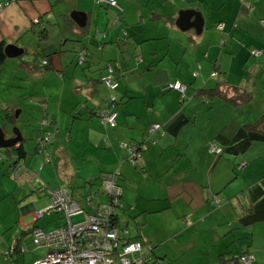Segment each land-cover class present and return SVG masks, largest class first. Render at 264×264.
I'll return each mask as SVG.
<instances>
[{"label":"crops","instance_id":"1","mask_svg":"<svg viewBox=\"0 0 264 264\" xmlns=\"http://www.w3.org/2000/svg\"><path fill=\"white\" fill-rule=\"evenodd\" d=\"M45 1L46 3L44 2L39 6L41 11L32 7V10L36 11L31 18L35 20V16H39L40 12H43L44 17L39 18V21L52 25L49 21L50 18H47L48 15L52 14V20L57 26L56 31L61 34L57 35L58 41L61 43H58L59 46L52 52L46 53L43 58L39 60L35 58V63L41 65L35 72H32L34 66L30 62L33 58L23 61L24 68L29 74L35 75L41 68L45 69L44 73L41 74L43 90H41L42 94L37 102L42 108L39 127L40 130L46 132L40 134L37 139L46 134L50 135L45 146L49 159L46 160L44 153H41V156L49 165L56 184L55 187L58 185L66 187L73 200L79 204V200H83V198L82 193L78 192L77 189L82 188L83 179H88V190L96 194L94 202H105L100 196L102 194L100 175L117 171L120 174L118 184L121 189V198V185L127 181L124 177L125 168L128 167L125 161L129 162V158L126 157L128 152L120 146V143H133L135 146L137 144L135 160L145 164L147 159L145 165L148 169L152 158L153 165H151L150 170H146L150 174L157 170L155 175L160 178L155 182L159 186V192L151 194L150 186H148V191L144 195L145 199L149 198L148 210L143 209V205L141 210H146L147 213L171 210L174 218L179 212L181 213L178 217L180 224L175 225L171 232H169L168 227L162 226L153 230V233L149 232L145 235L143 231L145 228L140 227L136 237H144L154 258L163 260L168 258L169 262L174 264H217L220 254H222L220 257L227 259L237 254L241 248L243 249L241 245H237L238 251L235 252L231 244H240L245 234H248L250 240L245 250L252 255V263L261 264L264 262V223L242 227L237 222L240 210L247 202L245 190L264 176V166L256 170L252 169L249 174H246L245 182L240 181L239 184L234 185L233 192L229 189L226 193V196L232 194L228 197L227 203L233 205V210L231 208L227 210V203L224 205L221 202L222 197H218L220 202L218 206H214V209L220 208L223 216L219 215V219L215 223H212L211 218L205 217L207 214L211 216L218 213L217 211L211 213L210 209L213 207H209L211 191L208 188V183L210 184L209 172L212 166L219 161V158L223 159L221 163L227 168V174L231 175L232 173L236 177L241 174L240 172L248 170L256 159H264V142L260 141L251 142L243 153L234 155L213 154L208 149L209 143L214 142L213 135L224 124L231 120L241 123L244 120L241 118L248 116L250 107L239 110L238 115L237 109L243 104L249 105L252 95L255 94V88L259 85L260 88L264 89V82H262V80L264 81L262 79L264 78V0H115L117 7H113L116 16L115 22L112 23L113 31L106 29L101 36L107 40L110 32L111 38L118 40L121 31L124 32L122 40L125 42L122 52L125 54H121L115 60L110 61L114 67V76L117 82V87L113 90H117L119 87V77H122L124 81L123 91H119L117 98L114 97L117 100L115 106L113 105L116 114L114 125L111 127L98 116L100 109L110 108L111 99L106 97L109 89L105 87L104 91L99 87V84L103 86L99 77L105 73L107 63L104 67L98 66L99 63L96 59L99 57H97L96 51H89L88 44L83 45V36H90L92 28H94L95 38L98 42L95 47L102 48V39L97 30L99 28L97 20L94 23L93 20H88L95 9L94 6H88L89 12L84 9L77 10L84 13L83 24L85 25H77L71 19L77 25L76 27L66 24L65 18L61 17L65 15L64 11L53 13V5L50 4L49 0ZM80 1L81 7L87 6V2H89V0ZM92 3H94L93 0ZM65 4L68 5V8L77 9L73 8L74 5L71 0ZM6 9L8 8L0 9V22L5 19L2 16L5 15ZM94 12L98 18L99 9L96 8ZM56 16L58 17L56 18ZM195 16H197V20H201L199 27H195L193 23ZM179 18H184L181 22L186 20L183 27L178 24ZM57 19L62 23V28L58 27ZM198 28L199 31H197ZM45 29L47 39L48 30ZM30 30L33 31V26L30 27ZM14 31H17V26ZM70 35L81 45L78 51L60 48L61 45L65 44L66 37ZM0 40L5 46V39ZM21 49L22 52L18 54L19 57L26 53L24 48L21 47ZM83 50H85L84 59L80 62L78 56L83 53ZM61 51L65 52L68 63H64L60 55ZM51 54L58 55L57 58L54 57L55 65H49L52 59L49 57ZM75 54L77 64L80 65L79 73H75L76 67L69 69ZM114 57H116V53ZM133 57L134 60H132ZM43 60L46 64H41ZM58 68L61 69V73L55 75L59 72ZM212 72H215V75L211 76ZM128 74L130 76L127 79L125 76ZM254 75L256 76L251 79ZM134 77L137 78V85L135 84L137 95L128 96L127 87L130 86L129 84ZM46 78L56 82L52 90H46ZM175 80L185 85L184 97L179 101V104L176 102L177 92L164 88ZM217 84H220L223 90L229 93L245 90L251 93V98L245 103L234 105L220 98H211L207 102L204 98L195 95L198 89L212 88ZM122 98L140 101L141 108H137V110L128 108L127 104L131 100L123 101ZM255 105H257V109L254 111V118L264 111V100H255ZM4 108L6 119L14 123L15 116L8 111L9 108L11 111L14 108L0 105V110ZM200 111L201 118L206 120L203 127L196 129L201 134L200 146L206 154L200 171L201 174L199 168L189 162L186 166L183 163L180 170L174 166L177 158L180 155H185V147H188L192 140L193 132L189 131L190 127L184 126L192 121L194 115L195 124ZM204 112L206 114H203ZM132 119L134 122H131ZM245 120L247 121V119ZM212 121L214 123L211 125ZM154 123L160 125L162 133L154 131L150 135L146 131L147 137L144 139L147 126ZM0 129L4 138L15 136L13 133L7 134L1 126ZM17 135L19 140L12 145H20L22 154H16L11 147L12 145L5 147L4 155L0 154V161L9 162L12 167L17 164L16 172L21 161L27 167L30 165L25 163L27 148L18 130ZM147 138L150 139V143L147 142ZM152 140H154L153 143ZM147 143L149 147H147ZM37 150L39 151V149ZM209 152L213 154V157L207 160ZM148 155L150 156L147 157ZM241 161L245 163L239 170H236L235 167ZM158 162L159 167L157 168ZM208 165L209 167H207ZM42 167L43 164L40 169ZM117 167L118 169H116ZM169 168L173 169L170 170ZM183 168L185 170L182 172ZM8 170L9 166L3 174H7ZM77 174L78 176H76ZM199 175L203 178L200 179ZM27 178L28 176H22L21 179ZM164 178L167 180L162 185L161 180ZM26 182L31 184L34 180L31 178ZM44 185L49 190L48 183ZM138 186L139 184L135 187L136 193L140 187ZM82 189L85 190V188ZM98 189L101 190L97 191ZM4 191L11 193V189L5 186ZM215 194L218 193L214 192L213 196ZM162 201L163 204L161 205ZM19 204L21 214L23 216L31 215L32 219L26 224H22L19 217L5 225L6 218L0 222V230L3 229L4 233L0 237V243H2L0 246V264H30L46 251L44 247H36L38 248L36 250L33 247L34 251L30 256L24 254L29 249L19 239L21 235L17 236V228L11 229L12 225H20L22 230L19 234L31 232L35 228L43 231L52 228L44 229L45 224L42 227L36 225L39 218L34 219L33 212L36 209H34L35 205L32 201H24ZM199 212L202 213L199 214ZM190 218L193 219L192 223ZM49 221L50 219L45 223ZM116 221L118 224V217H116ZM196 221L199 223V228L194 224ZM7 230L10 233L5 234ZM159 233L168 235H157ZM255 235L261 238V242L256 245L253 244L254 238H252ZM140 240L142 241V238ZM166 240H169L168 244L173 251L162 250V254L155 253L154 247L161 245ZM11 242H15L17 247L25 248V251L20 252L16 249L11 254L6 252L8 256H14V258L8 259L3 257L2 253L5 246ZM14 253L21 257L19 258Z\"/></svg>","mask_w":264,"mask_h":264},{"label":"rangeland","instance_id":"2","mask_svg":"<svg viewBox=\"0 0 264 264\" xmlns=\"http://www.w3.org/2000/svg\"><path fill=\"white\" fill-rule=\"evenodd\" d=\"M7 2L2 8H8L4 11L5 15L2 16V21L0 22V39H5L6 44L9 45H15L17 49L24 48L26 53L17 56H6L3 60L2 63H0V105H4L7 107H12L14 108L11 111V108L8 109V111L11 114H14L15 120L14 123L8 121L6 118L3 117L4 111L0 110V126L4 128L5 132L7 134H12L14 133L15 130H18L19 134L21 133L23 137V143L25 144V147L27 148L26 154H25V163H29L28 167L21 161L20 164L22 165L20 169L17 170L15 173V177H12V173L14 169H16V165L13 168L10 166L9 162H6L4 160L0 161V222H3V219L6 218V221L4 222V225L9 222L13 221L16 219V217H19V221L22 224H26L27 222L31 221V215H26L23 216L20 211V204L22 202H33V205H35L36 210L43 209L46 207L47 202H48V195L46 194L47 188H45V183H48V188L53 189L56 184L54 182L53 174L51 173L49 169V165L46 163V161L42 158L41 153L45 154V157L47 156V149L45 146L47 143L44 145V149L40 152L37 149L38 144H37V137L40 134H45L46 131L40 130L39 127V119L41 118L42 115V108L41 105L37 102L40 99V95L42 94L41 90H43V84L41 81V74L44 73L45 69L41 68L38 72V74H29V72L24 68V61L30 58H37L38 60L43 58L46 53H50L53 51V49H56L58 43H61L58 41L57 35H61L60 33H57L56 31V24L52 20L53 16L52 14L48 15L47 18H50V23L52 25H48L47 22H41L35 24L33 23L34 18H31L32 15H35L36 10H32V7H36V9H40L39 6L41 4L46 3L45 0H0V4H3ZM50 4H52V12L55 13L56 11L58 12H63L64 14L70 15V12L72 11H77L79 9H84L86 12H89L90 8L88 7L89 5L94 6V8L99 9V15L98 18H96L95 15V9L92 11V14L89 16L88 20L91 21L93 20V23L97 20V24L99 28H97L99 33V36L103 35L104 31L106 29H109L111 32L113 31L112 28V23L115 22L116 16H115V9L111 6L105 7L103 4L99 3H92V0H89L87 2V6L81 7L80 5V0L77 2L76 0H71V3L74 5L73 8H77L76 10L72 8H68V5L65 3H68L69 0H49ZM55 3H58V5H55ZM3 13V12H2ZM33 13V14H32ZM39 17H44V13L40 12ZM36 17V16H35ZM58 16H56L57 18ZM70 17V16H69ZM92 17V18H90ZM58 27L62 28L63 25L58 20ZM66 21V19H65ZM64 22V21H62ZM69 22L68 20L66 23ZM65 23V22H64ZM17 26V31H14V28ZM33 26V31L30 30V27ZM44 26L48 30V37L46 40H43L38 44L36 41L35 37V32L39 31L40 28ZM86 28V27H85ZM56 31V32H55ZM95 29L92 28L91 35H84V43L83 45H89L88 47L90 48L89 51H96L97 57L99 59H96L97 62L99 63L98 66L104 67L107 62H110L111 60H115L117 57H119L121 54H125L123 47V40H122V34L124 32L121 31V36L119 37L118 40L112 39L110 36V32L107 36V40L102 39V48L98 49L95 46L98 45V42L95 38ZM62 40V39H61ZM1 41V40H0ZM113 41V42H112ZM128 46V45H127ZM81 45L79 42H76L75 39L72 37V35L66 37V42L65 44L61 45L62 48H67L69 50H75L78 51L80 49ZM59 48V49H60ZM85 51V50H84ZM76 53V52H75ZM116 53V57H114V54ZM62 59L64 60V63H68L65 58V52L61 51ZM59 55V56H60ZM71 55H73L71 53ZM88 55V53H87ZM49 57H52L49 65H55V60L54 57H58L57 54H51ZM131 57V56H130ZM139 58V57H138ZM137 58V59H138ZM107 59H109L107 61ZM135 58L133 57L132 60ZM112 63V62H110ZM73 67H76L75 73H79L80 70V65L77 64V56L75 54V58L73 59L72 63L69 65V69L71 70ZM84 68V66H81ZM60 68V67H59ZM59 72L55 73L60 74L61 69H59ZM140 71H141V66H140ZM91 72V69H90ZM89 72V73H90ZM86 73V72H85ZM215 74V72H214ZM129 74L125 76V78H129ZM256 75H254L251 79H253ZM69 77V76H68ZM264 79V78H262ZM46 83L45 87L46 90H52L54 85H56V82L50 81L48 78L45 79ZM128 82V81H127ZM262 82H264L262 80ZM118 83L119 87L117 90L109 91L107 90L106 97H118L120 92L123 91L124 88V81L122 77L118 78ZM135 84L137 85V78L134 77L132 79V82L129 84L130 86L127 87L128 91V96H135L137 95V91L135 90ZM99 87L101 90L105 91V86L100 85ZM120 91V92H119ZM171 91V90H169ZM254 96L252 95L251 101L248 103L249 105L247 106L246 104H243L239 109H237V115L239 114V110L241 109H247L248 107L251 108L250 113L246 118H241L244 119L241 121V123H245V119L247 121L253 120L255 117L254 111L257 109V105H255V100L262 101L264 100V89L260 88L258 85L257 88L254 90ZM115 98V100H116ZM167 98V97H165ZM205 99V98H204ZM123 101H129L131 100L127 106L128 108H132L137 110V108H141V105H139L140 101L134 100V99H129L127 98H122ZM117 101V100H116ZM205 101H209L206 100ZM138 102V103H136ZM176 102L179 104V97L176 98ZM21 110V111H19ZM17 113L15 114V112ZM19 112V113H18ZM203 114H206L204 112ZM251 115V116H250ZM195 118V115H194ZM194 118L192 119L191 122L187 124V126L184 127H190L189 131L193 132L192 135V140L188 144V147H185V155H180L179 158L174 162V166L177 167L178 170H180V167L183 163H185V166L189 162L191 165L198 167L199 168V173L201 174V168L203 167L204 160L206 154L202 151V147L200 146L201 143V134L196 130L199 127H203L205 125L206 120L201 118V111L200 115L196 118L195 124H194ZM240 118V117H237ZM131 122H134V119L131 120ZM214 122H211V125ZM150 125V124H149ZM187 130V129H186ZM37 135V136H36ZM147 137V133L145 130V136L144 139ZM151 138H153L151 136ZM143 139V141H144ZM148 143H150V139H146ZM140 142V141H137ZM127 143V142H126ZM147 143V147H149V144ZM144 145L146 144L143 143ZM215 142L209 143L208 149L211 153L216 154L212 151V147L214 146ZM162 148V146H161ZM5 147H0V154L4 155L5 152ZM145 150V147H144ZM143 150V151H144ZM142 151V153H143ZM207 151V150H206ZM208 153L207 160L211 157H213L211 153ZM153 154V153H152ZM247 155V154H246ZM127 156V154H126ZM148 155L147 157H149ZM33 157V158H32ZM44 157V156H43ZM30 158H32L30 160ZM37 159V160H36ZM219 161L214 164L209 172V179H210V184L208 183V188L211 191L210 196L213 197V193L217 192L218 194L214 195L216 197H222L221 202L225 205L227 203L228 197L226 196L227 192L229 189L233 192V187L236 184H239V182H245V176L246 174H249V172L253 170H256L260 167L264 166V159H256L253 163L252 166H249L248 170L246 169L245 171L240 172L241 174L236 177L233 176V174H227V168L222 165L221 160L222 158L218 159ZM137 159L133 162L131 161H125L128 167L125 168V174L124 177L126 178V183L121 185L122 187V197L119 199L120 206L116 207L114 209V213L118 217V224L117 228L118 229H126V233H124L125 238H129L130 242H135L136 240H139L142 238V241L145 242V239L143 236L136 237V234H138L140 227H144L145 230L144 234L147 235L149 232L153 233V230H156L158 227H168L169 232H171L172 228L180 224V219L178 217L180 216V212L176 215L174 218L172 215L171 210H166L163 212H156V213H147L148 211H143L141 210V207L143 205V209H147V206L149 204V198L147 197L146 199L144 198V195L147 193V188L150 186V193H158L159 192V186L156 182V180H159L160 178H157L158 175H155L157 173V170L155 173H149L147 170H150L151 165H153V160L152 158L150 159V167L147 169L146 163L143 164L141 161H138ZM244 161H241L237 164L235 167L236 170H239V168L244 164ZM43 164V167L40 169V166ZM9 170L7 174H3L6 169ZM143 166V168H140ZM159 167V162L157 164V168ZM209 167V165L207 166ZM90 168V167H88ZM118 169V167L116 168ZM147 169V170H146ZM172 170L173 168H169ZM185 170V168L182 169ZM81 171V168H80ZM174 171V170H173ZM22 176H28L27 179H21ZM78 176V174L76 175ZM33 179L34 182L27 183L26 180ZM199 178L202 179L203 177L199 175ZM166 178L161 180V184L164 185L166 182ZM75 181V177H74ZM77 182V181H76ZM226 182V183H224ZM139 184V190L137 193L135 192V187L136 185ZM4 186L8 187L11 189V193L5 192L4 191ZM36 188V189H34ZM152 188V190H151ZM84 189H77L78 192L83 193ZM101 189H98L97 191H100ZM103 190V189H102ZM102 197V200H105L107 202V195L105 193H102L100 195ZM101 199V198H100ZM220 201V198L218 199ZM211 202V201H210ZM19 204V205H18ZM80 206H83V200H79ZM163 204V201L161 205ZM214 205L212 202L210 203L209 207H213L211 210V213L214 211H217L218 213H215L213 215H205L207 218H211L212 223H215L217 219H219V215L223 216V213L220 211V208L214 209ZM231 206V207H229ZM85 208V207H84ZM231 208L232 210L233 205H230V203H227L226 209L228 210ZM84 212L87 213H92V209L90 208H85L83 209ZM148 210V209H147ZM10 213V214H9ZM202 212H199L201 214ZM12 215V216H10ZM49 222L45 223L47 220ZM69 220L72 224H76L79 222H82L83 220V213H78L71 215L69 217ZM147 221V222H146ZM56 222V223H55ZM190 222H193V219L190 218ZM64 223L62 213H55L53 210L49 211L47 214L45 213L41 218L37 220L38 226H43L44 229H49V228H55L57 227L56 224L62 225ZM198 228H199V223L196 221L194 223ZM17 228V236H19V239L23 241L24 245L29 249L28 252L24 253L27 256H30L31 253L38 249L36 248V245L32 243V231L31 232H23L20 233V230L22 228L20 225H12L11 229L14 230ZM137 228V232H136ZM25 230V229H24ZM42 230V229H41ZM7 233H10L9 230H7ZM143 234V233H141ZM143 234V235H144ZM4 235L3 229L0 230V237ZM157 235L163 236V235H168L166 233H159ZM254 242L253 244H259L261 242V238L255 235L254 237ZM144 239V240H143ZM173 240V239H172ZM169 240H166L163 242L161 245H158L157 247H154V252L157 254H162V250H169L173 251L169 244ZM12 243V242H11ZM11 243L9 245H11ZM2 243H0V246ZM8 245V246H9ZM237 245L239 246L240 244L232 243L231 247H233L234 251L237 252ZM8 246L6 245L4 248V251L2 253L3 257L5 258H14L13 255L8 256L6 254ZM145 247L148 248V244L144 245ZM34 247V250H33ZM43 249V248H42ZM17 253H14L16 255ZM229 255V253H227ZM236 255V254H235ZM19 258L21 257L20 255H16ZM252 256V255H251ZM150 261L149 264H174L172 262H169L168 258L160 259V258H154ZM148 259V258H147ZM255 264V263H252ZM261 264H264V262H261Z\"/></svg>","mask_w":264,"mask_h":264},{"label":"built area","instance_id":"3","mask_svg":"<svg viewBox=\"0 0 264 264\" xmlns=\"http://www.w3.org/2000/svg\"><path fill=\"white\" fill-rule=\"evenodd\" d=\"M96 3L115 6V0H95ZM7 2L0 4V9ZM219 28V26H218ZM82 56L78 57L82 61ZM100 82L109 90L114 89L117 83L113 76V68L110 64L105 67V73L100 77ZM164 88L176 90L180 96L183 94L184 86L174 81L167 84ZM110 108L101 109L99 118L108 126L114 125L115 112L113 108V97L110 98ZM158 129L154 124L148 128V132ZM50 135L46 134L37 139L39 151L41 152L44 144L49 141ZM120 146L128 152L129 161L134 160L135 144L120 143ZM49 159L47 153L46 160ZM20 166L18 169H20ZM16 169L12 173L15 177ZM117 172L103 174L100 176L101 187L107 195V202L93 203L94 194L87 192L85 195V205L92 209V213L84 212L73 201L66 188L58 185L53 189L47 190L48 202L46 207L34 210V219L39 218L49 211L61 212L64 223L48 231L35 228L32 230V243L37 247H44L45 253L34 260L31 264H144L147 256L143 251L140 242H130L124 237L125 229H118L111 223V216L114 208L118 204L120 188L116 182ZM89 184L85 185L88 188ZM83 213L82 222L72 224L69 217L74 214ZM20 252L25 248L19 247ZM14 251V243L7 249V254ZM240 261L248 263L249 257H241Z\"/></svg>","mask_w":264,"mask_h":264},{"label":"trees","instance_id":"4","mask_svg":"<svg viewBox=\"0 0 264 264\" xmlns=\"http://www.w3.org/2000/svg\"><path fill=\"white\" fill-rule=\"evenodd\" d=\"M93 2L96 3L95 0H93ZM99 4H101V3H99ZM103 5L105 7L110 6V5H105V4H103ZM111 7H114V8L117 7V3L115 6H111ZM61 17L65 18L66 21L67 20L69 21L66 24H69L70 26H76L77 27V25L71 20V18L68 15L65 14V15H62ZM39 18H41V17L36 16L34 23H39ZM83 25H85V24H83ZM46 33L47 32H46V29L44 26H42L38 32L37 31L35 32V37H36V41L38 42V44L46 39ZM3 46H4L3 42L0 41V63H2L4 58L6 57L3 53V48H4ZM84 54H85V51L83 50V53L80 54L83 59H84V56H83ZM83 59H82V61H83ZM82 61H80V62H82ZM30 62L33 63V66H34V69L32 70V72H35L37 69H39L41 67V65L39 66L38 63H35V58L30 60ZM41 64H46V62L43 60V61H41ZM107 64H110L112 66L113 76H114V67H113L112 63L107 62ZM42 66L45 67L44 65H42ZM212 73H213V75H215L214 72H212ZM212 73H211V76H213ZM100 77H99V80H100ZM114 79H115V76H114ZM175 81H177V80H175ZM169 90H174V89L169 88ZM174 91L177 92L176 90H174ZM177 95L179 97V101H181L184 97V92H183L182 96H180V94L178 92H177ZM195 95L200 96V98H205L206 100H210L211 98H220L223 101H225L227 103H232L234 105H237L240 103H245L246 101L250 100V98H251V93H249L245 90H240V91L235 92V93H229L226 90H223V88L220 84H217L212 88L198 89L195 92ZM113 104H114V106L116 104V100L114 99V97H113ZM112 110H113V108H112ZM2 111H4L3 117L7 118L5 108L2 109ZM98 116H99V112H98ZM154 124H156V123H154ZM154 124H150L147 126V128H146L147 133L151 135L154 131H158L161 134L162 131L160 130L159 124H157L158 129H156L150 133L148 132V128ZM213 139H214L215 144H213L214 146L212 147V151L218 155H228V154L234 155V154L243 153L251 142H253V141L264 142V111L261 114H259L256 118H253V120L245 121V123H237L236 121L231 120L230 122L224 124V126H222L219 130H217L216 134L213 135ZM153 142H154V140H152V143ZM11 147L13 148V150L16 154H18V155L22 154V149H21L20 145H18V146L12 145ZM137 147H138V145L136 144V146L134 147V154L137 151ZM134 159H135V156H134ZM115 172H117V171H115ZM109 173H112V172H109ZM109 173H106V174H109ZM101 175H103V174H101ZM119 176H120V174H119V172H117L116 182H117L118 186H119V184H118ZM86 184H89L88 179H83L82 188H85ZM88 189L89 188H85V190L82 193L83 206H80L76 202L80 207H83V209L87 208V206L85 205V200H84L87 192L94 194V197L92 198V202L96 203V204L98 203V202H94L95 197H96L95 192H91ZM66 190H67L70 198L73 200L69 190L67 188H66ZM102 193H104L103 190H102ZM46 194H47V192H46ZM120 195H121V189H120ZM120 195H119V198H120ZM245 197H246L247 202L244 206H242L240 213H239V216L237 217V222L239 223V225H241L242 227H245L248 225H253L255 223H261V222L264 223V176L261 177L259 180H257L252 185H250L245 190ZM119 198H118V204L116 207L120 206ZM217 199H219V198L216 196H213L210 198V201L214 205H218L220 201H217ZM99 203H105V202H99ZM116 217H117V215L115 213L111 216V223L113 222L114 225L117 227ZM127 239H129V238H127ZM249 240L250 239L248 238V234H245V236L243 237V239L241 240V243H240V245L243 247V249L241 248V250L236 255H233L227 259H223L222 257H220L222 255V254H220L219 255V261L217 264H245L242 261H240L238 259V257L241 258L242 256H245L248 254L245 249L248 245ZM244 241L246 244L244 243ZM135 242H140L142 249L146 253V256L148 258L146 260L145 264H149L150 261L153 259L152 258L153 255H152V250L148 249L144 246L145 244H147V242H143L141 240L140 241L136 240ZM148 247H150V246H148ZM18 248L19 247H17L16 243L14 242V251L16 249L19 250ZM251 263H249V264H251Z\"/></svg>","mask_w":264,"mask_h":264},{"label":"water","instance_id":"5","mask_svg":"<svg viewBox=\"0 0 264 264\" xmlns=\"http://www.w3.org/2000/svg\"><path fill=\"white\" fill-rule=\"evenodd\" d=\"M69 16L77 25H82L84 23V20H85L84 13H81L79 11H72ZM183 19H180V18L178 19V24L180 27H183L186 23V20L181 22ZM193 23H194L195 27H199L201 20H197V16H195ZM197 31H199V28ZM21 52H22V50L17 49L15 47V45L6 44L3 48L4 55L9 56V57L16 56V55L20 54ZM13 134H15L14 137L4 138L3 133L0 129V147H8V146L14 144L16 141H18L19 136L17 135V130H15Z\"/></svg>","mask_w":264,"mask_h":264},{"label":"bare ground","instance_id":"6","mask_svg":"<svg viewBox=\"0 0 264 264\" xmlns=\"http://www.w3.org/2000/svg\"><path fill=\"white\" fill-rule=\"evenodd\" d=\"M115 5H116V2H115ZM212 75H213V73H212ZM178 81V80H177ZM179 82V81H178ZM181 83V82H180ZM182 84V83H181ZM183 86H184V89H185V85L184 84H182ZM183 92H184V90H183ZM217 201H218V199H217ZM44 215V214H43ZM41 217V216H40ZM39 217V218H40ZM39 229V228H38ZM242 257H249L250 258V261L248 262V263H245V264H249V263H251L252 261H253V257L250 255V254H247V255H245V256H242ZM238 259L240 260V258L238 257ZM147 260V259H146ZM145 263H146V261H145ZM144 263V264H145Z\"/></svg>","mask_w":264,"mask_h":264}]
</instances>
